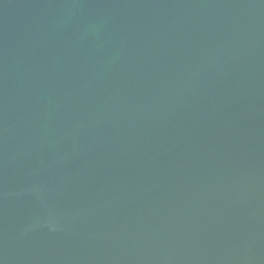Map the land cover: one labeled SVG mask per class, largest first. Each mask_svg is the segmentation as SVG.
<instances>
[{
  "label": "water",
  "instance_id": "obj_1",
  "mask_svg": "<svg viewBox=\"0 0 264 264\" xmlns=\"http://www.w3.org/2000/svg\"><path fill=\"white\" fill-rule=\"evenodd\" d=\"M0 264H264V0H0Z\"/></svg>",
  "mask_w": 264,
  "mask_h": 264
}]
</instances>
